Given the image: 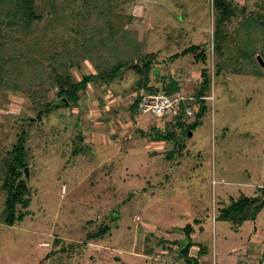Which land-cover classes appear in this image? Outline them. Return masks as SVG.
<instances>
[{
    "label": "rangeland",
    "instance_id": "obj_1",
    "mask_svg": "<svg viewBox=\"0 0 264 264\" xmlns=\"http://www.w3.org/2000/svg\"><path fill=\"white\" fill-rule=\"evenodd\" d=\"M91 2L39 0L33 30L73 48L98 21ZM225 3L234 14L217 35L215 0H115L102 13L141 48L122 76L92 81L78 105L41 118L31 92L2 90L0 264H189L178 252L188 242L199 264H264V207L255 220L220 217L242 195L264 201V0ZM192 45L206 58L173 56ZM147 60L149 85L160 90L174 78L194 98L209 73L208 109L188 118L192 129L135 113L146 93L137 68ZM70 72L80 80L96 68L82 59ZM157 130L173 139L157 140ZM22 132L30 203L9 225L3 185Z\"/></svg>",
    "mask_w": 264,
    "mask_h": 264
},
{
    "label": "trees",
    "instance_id": "obj_2",
    "mask_svg": "<svg viewBox=\"0 0 264 264\" xmlns=\"http://www.w3.org/2000/svg\"><path fill=\"white\" fill-rule=\"evenodd\" d=\"M38 1L0 0V94L4 89L20 93L31 92L29 96L40 106L37 116L41 118L54 108L78 105L81 92L85 91L92 81L108 84L122 76L128 62L139 55L141 48L134 36L111 24L107 14L102 13V10H108V6H113L115 0H92L89 12L91 18L98 21L86 25L83 40H74V46L71 48L69 41L56 37L62 46L54 47L51 45L52 40L48 33L36 34L33 30L34 23L42 19V14L38 12ZM215 6L221 11L217 21L218 35L225 21L233 16L234 10L230 3H225V0H215ZM97 12L102 13L101 16H105L106 19H102L100 14H96ZM221 38H225L224 34ZM218 49L220 50L221 47ZM198 50L200 52L197 56L205 59L206 52L201 45H192L173 56L178 57ZM82 59L90 60L96 72L84 74L78 80L72 75L70 68L79 66ZM152 63L151 60H147L137 68V71L143 75L145 92L180 91L179 83L174 78H171L170 82L160 90L154 85H149ZM153 75L156 76L155 73ZM203 76L204 80L196 93V97L200 99L199 110L194 117L197 120L204 116L208 109L206 99L201 97L206 96L210 90L211 79L207 70L203 71ZM51 83L57 88L56 91L49 89ZM143 94H140L133 103L135 113L137 103ZM172 118L181 127L189 129L193 127L186 123L189 117L184 112ZM155 138L173 139V133L163 134L157 130ZM25 140V132H22L18 142L9 152L11 156L8 164L9 175L3 185L7 189L5 222L9 225L24 218L23 212L17 214V206L26 208L30 203L29 186L24 176V168L27 166ZM263 207L264 201H261L259 196L242 195L237 201L223 208L220 217L236 222L255 220ZM104 231L105 229L102 232ZM192 246L191 242L183 245L178 251L179 256L189 264H199V260L190 255Z\"/></svg>",
    "mask_w": 264,
    "mask_h": 264
},
{
    "label": "built area",
    "instance_id": "obj_3",
    "mask_svg": "<svg viewBox=\"0 0 264 264\" xmlns=\"http://www.w3.org/2000/svg\"><path fill=\"white\" fill-rule=\"evenodd\" d=\"M201 98L206 99L205 96ZM197 103V98L186 96L181 91L148 92L139 99L137 112L150 113L157 118L175 117L184 112L187 117L194 118L199 110Z\"/></svg>",
    "mask_w": 264,
    "mask_h": 264
}]
</instances>
